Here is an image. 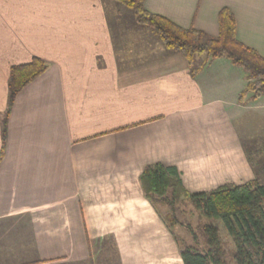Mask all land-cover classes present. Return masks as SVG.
Here are the masks:
<instances>
[{"label": "crops", "instance_id": "1", "mask_svg": "<svg viewBox=\"0 0 264 264\" xmlns=\"http://www.w3.org/2000/svg\"><path fill=\"white\" fill-rule=\"evenodd\" d=\"M264 58V0H144ZM48 68L16 96L11 68ZM204 58H197V68ZM191 68L115 0H0V264H184L141 175L176 168L190 194L264 173V94L228 58Z\"/></svg>", "mask_w": 264, "mask_h": 264}, {"label": "trees", "instance_id": "2", "mask_svg": "<svg viewBox=\"0 0 264 264\" xmlns=\"http://www.w3.org/2000/svg\"><path fill=\"white\" fill-rule=\"evenodd\" d=\"M115 1L131 9L138 24L152 29L164 47L184 57L191 68H197V58H204L199 69L208 61L226 57L246 75L242 97L250 94L254 101L264 94V58L237 40L235 17L230 11H221L220 35L214 38L148 12L144 0ZM47 68L38 58L11 68L9 105L2 121L4 145L16 96ZM141 184L144 196L158 210L160 207L173 210L176 203L186 202L199 213L197 228H189L188 238L180 241L184 264H264V181L255 179L244 185H226L211 192L190 194L184 189L176 168L157 163L145 168ZM169 220L170 228H174L177 222L174 218ZM216 223L224 227L232 248H228Z\"/></svg>", "mask_w": 264, "mask_h": 264}, {"label": "rangeland", "instance_id": "3", "mask_svg": "<svg viewBox=\"0 0 264 264\" xmlns=\"http://www.w3.org/2000/svg\"><path fill=\"white\" fill-rule=\"evenodd\" d=\"M150 29V28H149ZM261 178L264 181V173L261 174ZM162 214L165 216L166 223L169 224L171 221L169 219L174 218V222L177 224L174 227L175 236L177 239L182 241L185 238H188L189 228L195 230L197 228V224L199 222V213L197 211H193V208L188 203H176L174 209L163 208L160 207ZM216 225L221 230V236L223 240L227 243L228 248H232L230 238L228 237L224 227L220 223H216Z\"/></svg>", "mask_w": 264, "mask_h": 264}]
</instances>
